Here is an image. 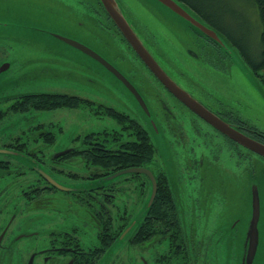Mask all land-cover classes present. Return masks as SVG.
<instances>
[{
    "label": "rangeland",
    "instance_id": "rangeland-1",
    "mask_svg": "<svg viewBox=\"0 0 264 264\" xmlns=\"http://www.w3.org/2000/svg\"><path fill=\"white\" fill-rule=\"evenodd\" d=\"M87 1L0 0V68L9 63V66L0 72V107L7 109L15 97L33 92L74 94L87 99L78 107L8 111L0 119V141H2L0 144L4 146L11 141H16L18 137L20 140L36 138L32 145H43L46 149L47 159L51 153L70 146V144L84 146L83 137L90 132L118 131L122 133L121 141L135 138L130 130L124 128L123 122L108 115L106 107H112L139 120L149 130L153 126L155 127L154 123L157 124L159 130L151 133L156 151L148 166L154 169L156 173H160V170L163 169L171 174V179L175 185L183 186L185 193L191 200L194 197L202 199L206 192L204 188L211 181L214 184H220L221 187L233 186L236 191L237 202L241 201L244 208L247 206L249 208L248 193L250 186L247 187L243 178L245 176L240 179L234 175L240 171H245L248 167L247 164H249L248 159H242V163H240L239 152L236 148L233 146L228 148L226 144L222 143L221 137L213 132L214 129L210 127L211 125H207L205 121L193 114L188 107L169 93L147 70L142 60L127 42L123 41L122 34L104 31V37L95 43L105 50L110 57L112 53L109 48L116 46L113 48V54L117 57L123 56L124 59H113V63L137 81H139L140 75H143L144 83L138 84L133 80L145 95L151 111L150 118L142 111L123 82L113 73L93 60L92 57L55 37L54 34L58 33L73 38L74 35L86 38V34L80 31L78 22L82 20L84 25L87 24V19L82 17L84 14L82 10L89 12L92 10ZM123 1L126 4L125 8L122 5L124 10L131 13L144 40L148 42V37H150L155 43V46H149L160 63L185 89L206 106L214 109L226 108L227 111L231 112L230 115L264 131V86L253 76L238 51V47L230 46L232 57L229 70L220 69L204 59L212 58L210 49L208 48L205 52L202 46H198L197 37L185 19L157 0ZM228 1L241 15L239 21L248 22L254 44H258L261 24L256 5L252 0ZM70 2L76 5L75 9L73 5L69 4ZM129 18L131 17L129 16ZM230 21L235 26L239 25L240 27L242 24L240 22L235 23V20L232 21V19ZM93 27L97 35L99 32L102 33L98 22H94ZM106 36L111 37L114 41H108ZM81 73L89 75L90 81H82L80 79ZM157 92L161 94L162 101L157 99ZM164 110L169 111V114ZM165 114L169 115L170 120L175 124L172 131L165 120ZM250 155L253 157L252 154ZM7 157L10 156L2 153V159H7ZM194 158L204 159V165L201 168L203 175L197 172L195 166H186L188 160L191 161ZM254 159L253 157L252 160L254 161ZM15 160L24 162L23 167L25 169L33 163V161L22 156H18ZM49 165H52L50 160ZM24 168H18L13 164L9 168L2 169V174L9 176L11 172V176L2 180V190L6 185L8 187L7 190L2 191L4 209L2 208L0 217V231L14 212L18 211V215H20V210L15 208V204L19 200L24 201V199H19V196L23 193L26 185L35 179V175L30 172L26 173L29 182H25L27 179L22 180V176L12 175L15 172L20 173L19 171ZM57 168L64 169L63 175L76 170L79 171L86 176V185L99 179L91 178L90 175L101 169L99 166L89 165L85 160L80 159L71 162L68 166L64 165ZM185 168L195 170L188 172L183 170ZM113 169L110 167L108 172H113ZM171 169L174 170V173ZM130 176V173H126L116 177L119 186L117 198L116 200L113 198L109 202L111 206V201H116L117 206L114 207V210L118 212L119 230L127 222L130 214L134 215L147 199L148 189L144 191L145 178L143 175L142 177ZM65 178L64 182L68 185L82 186V183L80 184L78 180L75 181L74 177H71L72 179ZM262 184L264 185V182ZM202 189L204 191L200 195ZM232 201L236 203L234 199ZM224 205L225 203L217 202L216 209L221 212V206ZM198 206L197 264H213L211 256L207 255L206 252L207 243L211 242L209 235L213 223L211 219L209 221L204 219L209 208L205 205L198 204ZM185 207L186 213L189 214V207ZM161 211L166 212L169 209H163L162 205L159 204L153 212L160 215ZM23 212H26L25 209ZM84 215L86 223L81 227L87 230L86 248L94 243L93 246L100 245L99 227L93 226L96 224L88 212ZM39 216L40 219L35 224L48 225L46 223L48 215L43 213ZM93 217L96 221L95 216ZM99 217L101 218V216ZM107 218L112 217L108 216ZM102 219L105 220L106 218L103 217ZM70 220V216H64L63 221L70 222ZM76 220L80 222L79 218ZM20 223V218L15 219L10 229L13 230ZM152 227L154 224L149 228ZM154 231L151 230V234H149L153 243L148 242L146 247L140 244L146 237L139 236L136 242L133 241L132 244L129 243L128 236L120 238L114 249L119 264H128L130 258L136 260L141 253L148 256L152 254L151 259L156 261L155 258L160 252H164L165 249L172 246L169 239L153 235ZM109 241L111 242V240ZM173 242L177 249L184 245L181 239L179 241L174 239ZM101 246V252H104L108 242H102ZM217 248L215 245L216 251ZM110 259V257L106 258L104 264L115 263V260L110 262Z\"/></svg>",
    "mask_w": 264,
    "mask_h": 264
},
{
    "label": "flooded vegetation",
    "instance_id": "flooded-vegetation-1",
    "mask_svg": "<svg viewBox=\"0 0 264 264\" xmlns=\"http://www.w3.org/2000/svg\"><path fill=\"white\" fill-rule=\"evenodd\" d=\"M118 1L124 6V8L126 7L123 0ZM87 2L88 6L92 8L91 12L82 10L84 12L82 17L87 19V24L84 25L82 20L78 22L80 24V31L86 34V38H81L75 35L74 38L96 49L102 55H106L113 63L116 59H124L123 56L117 57L113 54V48L116 46L109 48L112 53L111 58L108 53L99 47V45L95 42L100 41L101 38L104 37V31L122 34L123 41L127 42L134 53L142 60L147 70H149L159 83L164 86L161 80L154 75L125 37L102 1L88 0ZM69 4L73 5L74 9L76 8L74 3L70 2ZM127 12L131 17L130 19L133 25L138 29L131 13L129 11ZM94 22L99 23L102 33L99 32L98 35L96 34L93 27ZM108 37L109 36H106L108 41H114L111 37ZM146 43H148V46H155V43L150 39V37H148V42ZM122 69L124 70L123 67ZM122 72L135 85H137L135 81L138 84L145 82L143 75H140L139 81H137L130 74H127L125 70ZM80 79L84 82H89L90 76L85 73H81ZM138 88L143 93L141 88ZM165 89L171 93L166 87ZM157 95V99L162 101L161 94L157 92ZM175 98L178 99L177 97ZM162 105H164L163 102ZM211 109L224 117L223 115L225 110L222 107ZM167 113L169 114V111H167ZM170 114L172 113L170 112ZM165 120L169 125V129L172 131L175 124L172 120H170L169 115L165 114ZM210 127L214 129L213 132L221 137L222 143L226 144L228 148L229 146H233L237 149L239 152L240 163H242V159H248L249 161V164H247L248 167H246L245 171H240L238 174H234L235 176L240 177V179L245 176L243 178L247 183V187L249 188L250 186L249 193L246 192L249 195V208L248 206L247 208H244L241 201L237 202V195L233 186L221 187L220 184H214L211 181L204 188L206 189V192L205 196H202V199H196V197L193 196L194 198L191 200L187 193H185L183 186L179 187L178 185H175V182L171 179V174L167 173L163 169L160 170V173H156V171L149 166L153 170L157 182H163L162 189L164 190V193H160V201H156L154 199L152 204L149 205V209L145 215L141 217V220L136 223L125 236H128L130 244H132L133 241L136 242L139 235L146 237L140 242L143 247H146L148 246V242L153 243L149 234H151V230H155L153 235H159L160 238L163 237L165 239H169L172 246L165 249L166 251L160 252L155 258L156 261L151 259L152 254L148 256L141 253L139 258L136 260H134V258H130L128 264H197V208H199L198 204L201 206L205 205L209 208L210 202L211 204L208 214L204 219L207 221L211 219L213 223V227L210 229L211 231L209 235L211 242L207 243L206 250L207 255L211 256L213 264L214 262L215 264H264V185L262 184L264 182V155L251 150L233 139L228 138V136L219 130H216L213 126ZM240 127L252 136L251 134H253V132L246 128L244 124L241 123ZM255 138L264 143V133H258ZM35 139L28 140L24 138L23 140H20V138H18L16 141L11 142V145L2 146V144H0V149L6 148L12 151L10 154L5 153L10 156L14 153L26 155L27 157L32 158L45 167L59 183H62L69 188L86 186V176L81 174L79 171L76 170L70 174L68 173L67 175H63L65 173L64 169L57 168L64 165L68 166L71 162L78 159L84 160L81 153L85 150L84 146L70 144V146L51 153V155L46 159L45 147L40 144H37L36 146L32 145V142L36 141ZM0 142L2 143V141ZM250 154H252L255 158L254 161L252 160L253 157ZM3 159L8 160V158ZM3 159L2 152H0V217L2 215V208L4 209L2 205V191L7 190L6 188L8 187V185H6L2 190V180L11 176V172L9 173V176L8 174H2ZM49 160L52 165H49ZM10 162L16 165V167L21 166V168H24L23 166L25 165L24 162H19V160L10 159ZM187 164L188 165L186 166L189 167H192V165L195 166L197 172H199L200 175H203L201 169L204 165L203 158H201V160L199 158H194L191 161L188 160ZM195 169L191 170V168H185L183 170L192 172ZM15 170L17 171V169ZM180 170L182 171V169ZM171 171L174 173V170L171 169ZM19 172L20 173L15 172L12 175H17V177L22 176V180H26V173L30 172L35 175V179L29 184L26 183L28 186L26 185L23 193L19 196V199H24V201L19 200L15 204V208H19L20 210V215H18V211L14 212L10 220L0 231V264H104L106 258L109 257L111 258L110 262L115 260L114 264H119L118 260H116V250H114L118 244V239L122 233H124L126 228L130 226L140 211L149 204L153 185L151 179L146 174H140V177L143 175L145 178L144 191L148 189V194L146 195L147 199L144 203H142V206L136 212L137 214H130L131 216H129L127 222L124 223L120 232L117 223L118 212L114 210V207L117 206L116 201H111V206L109 204L110 200L113 198L116 200V195L119 189V186L117 185L118 180L116 178L108 179V177L116 171L109 173L108 171L99 170L98 172L91 174V178L99 179L97 182L88 183L90 185H96L95 188L89 190L60 189L59 187L51 184L47 179L39 174L36 169L30 166L29 168H24ZM65 177H74V180L80 181L82 186L66 184V182H64L66 179ZM27 180L25 182H29V180ZM260 183L262 184V187ZM254 185H257L259 189L261 204L260 217L256 227H252L251 225ZM204 189L200 191V195H202ZM158 190L156 195H158ZM233 199L236 203H233ZM217 202H220L221 204L225 203L224 206H221V212L216 209ZM159 204L162 205L163 209H169V211L162 212V210L160 215L154 214L153 211L157 209ZM185 206L189 207V214L186 213ZM24 209L26 211L25 213L23 212ZM82 211L84 213L88 212L96 226L91 222L89 223H91L94 227H99L98 233L100 234H98V236L101 238V244L104 241L108 242V246L104 252H101V244L93 246L95 244L94 243L92 246L90 245L89 248H86V242L88 241L86 240L87 230L81 227V225H85L86 219ZM112 211L113 213H111ZM43 213L48 215L46 222L48 225H36L35 222L40 219L39 215ZM65 215L70 216V222L63 221ZM93 216H95L96 221ZM99 216H101V218ZM108 216L112 218H109V220L107 218ZM103 217L106 219L103 220ZM17 218L21 219V223L19 226L11 230L10 228ZM77 218L80 219V222H77ZM56 223L57 225H55ZM141 223H145L142 228H140L142 225ZM152 224H154V227L150 229L149 227ZM161 232L163 233L160 234ZM174 239L176 241H179L180 239L183 240L184 245L181 248H175V244L173 242ZM252 239L255 240V242L258 240V243H255L254 259H252L251 263H248L250 241ZM109 240H111V242ZM215 245L216 248L218 247L217 251L214 249ZM107 264H112V262Z\"/></svg>",
    "mask_w": 264,
    "mask_h": 264
},
{
    "label": "trees",
    "instance_id": "trees-1",
    "mask_svg": "<svg viewBox=\"0 0 264 264\" xmlns=\"http://www.w3.org/2000/svg\"><path fill=\"white\" fill-rule=\"evenodd\" d=\"M178 1L203 22L217 30L231 46L238 47L237 49L244 59L246 65L249 67L251 73L264 86V0H252L257 7L261 24L260 41L256 45L253 41V34H251L249 31L248 22L245 20L239 21L241 15L237 9L235 10L231 6V3L228 0ZM230 19H232V21L235 20V23L240 22L242 24H240V27L239 25H232ZM190 28L197 37L198 46H202L205 49V52L208 48L210 49V55H212V58L204 59L220 69L229 70L232 57L229 51L226 50L217 40L207 36L200 29L192 25ZM86 100L87 99L84 97L74 94H59L50 92L26 93L15 97L14 101L7 109H2V107H0V119H2V117H4L10 110L30 111L32 109L40 110L56 109L59 107H78L82 102H86ZM224 110L226 113L224 112L223 118L231 122L242 132L245 131L240 127L241 123L244 124L246 128L251 130V132H253L251 135L254 138L258 133H264L263 130L230 115L231 112L227 111L226 108H224ZM106 111L108 115L113 116L117 120L123 122L125 125L124 128L130 130L131 134H133L135 138L121 141L122 138L120 136L122 133H119L118 131L110 132L105 130L90 132L83 137L85 150L81 152L83 155L82 158L89 165L92 164L99 166V168L101 167L100 170L102 171H108L110 167L114 168L113 172L132 166L149 167L148 163L151 161L156 151L150 130L139 120L132 118L125 112L119 111L112 107H106ZM193 114L198 116L194 112ZM11 142L5 145H11ZM7 158L8 160H2V169L12 166L13 163L10 162V159L15 160L17 157L12 155ZM17 167L21 168V166ZM109 173H112V171H109ZM130 174L132 176H140L139 173ZM162 184L163 182L158 183L159 190L158 195H156L155 198L156 201H160V193H164ZM144 224L145 223H143L140 228L144 227Z\"/></svg>",
    "mask_w": 264,
    "mask_h": 264
},
{
    "label": "water",
    "instance_id": "water-1",
    "mask_svg": "<svg viewBox=\"0 0 264 264\" xmlns=\"http://www.w3.org/2000/svg\"><path fill=\"white\" fill-rule=\"evenodd\" d=\"M108 12L110 13L111 17L114 19L116 24L119 26L125 37L137 51V53L141 56L143 61L147 64L150 70L156 75L164 86L181 102H183L188 108H190L193 112H195L198 116L203 118L206 122L213 125L215 128L232 138L233 140L237 141L240 144L245 145L246 147L250 148L251 150L258 152L264 155V143L249 136L248 134L239 130L236 126H234L231 122L227 121L221 115L216 113L210 107L206 106L200 99L194 96L190 91L185 89L178 80L160 63L157 56L154 54L152 48L148 46L144 38L142 37L141 33L138 29L133 25L131 19L129 18L128 14L124 10L123 6L118 0H101ZM163 5H165L168 9L179 15L181 18L185 19L189 26H194L200 29L203 33L207 36L214 38L217 40L232 56L230 44L228 41L213 27L208 25L207 23L203 22L197 16H195L188 8L182 5L178 0H157ZM55 37L59 38L60 40L64 41L65 43L77 48L78 50L82 51L83 53L87 54L88 56L92 57L93 60L97 61L99 64L104 66L107 70L113 73L121 82L124 83L128 91L133 95L136 99L139 107H141L142 111L147 114L150 118L151 111L150 107L145 99V96L140 91V89L114 64L112 61L106 56L102 55L96 49L92 48L91 46L87 45L86 43L75 39L70 36L62 35L55 33ZM234 51V50H233ZM9 66V63L4 64L0 68V72L5 70ZM151 120V119H150ZM155 127L153 126L150 129V133L156 132L159 130V127L156 123ZM2 153L10 154L12 151L6 148L0 149ZM12 155L18 157L22 156L27 160L33 161L30 165L34 169L38 171L45 179H47L51 184L59 187L63 190H89L95 188L96 185H86L85 187H75L69 188L68 186L59 183L47 170L45 167L40 165L38 162L33 160L32 158L27 157L26 155L14 154ZM128 173H142L146 174L152 181V192L149 199V204L140 211V213L136 216V218L132 221L130 226L126 228L124 233L120 236L123 238L128 231L132 229V227L141 220V217L145 215V213L149 209V205L152 204L154 201L157 190H158V182L153 170L146 166H132L120 169L116 171L114 174L110 175L108 179L116 178L119 175ZM98 181V180H97ZM96 181V182H97ZM253 213H252V227L257 225V222L260 217L261 212V204H260V194L257 185L253 187ZM119 238V239H120ZM118 239V240H119ZM258 243V240L256 241ZM255 240L250 241V250L248 254V263H251L252 259H254V249L256 246ZM118 243V242H117Z\"/></svg>",
    "mask_w": 264,
    "mask_h": 264
}]
</instances>
